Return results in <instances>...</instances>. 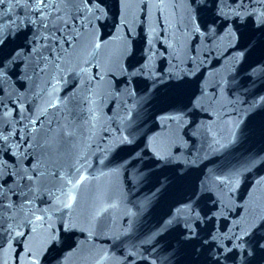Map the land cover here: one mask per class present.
<instances>
[{
  "label": "snow or ice",
  "instance_id": "snow-or-ice-1",
  "mask_svg": "<svg viewBox=\"0 0 264 264\" xmlns=\"http://www.w3.org/2000/svg\"><path fill=\"white\" fill-rule=\"evenodd\" d=\"M260 169L264 0H0V264H264Z\"/></svg>",
  "mask_w": 264,
  "mask_h": 264
},
{
  "label": "water",
  "instance_id": "water-1",
  "mask_svg": "<svg viewBox=\"0 0 264 264\" xmlns=\"http://www.w3.org/2000/svg\"><path fill=\"white\" fill-rule=\"evenodd\" d=\"M10 15H13V18H15L14 10L12 13H10ZM105 31H107V29H105ZM105 126H106V119L103 117L102 114L101 120L97 122L96 127L94 129L95 135H94V143H92L93 149H95L97 144H99L101 148L104 147V143L102 142V137H103V127ZM261 146H262L261 143L259 142V140H257L254 147L259 149ZM258 171L260 175H264V169H260ZM112 182H113L112 178L109 176H98L97 179L92 181V184L99 186L100 188L103 189V188H107ZM85 183H87V181ZM254 183H255V174L248 175L247 178L243 180V182L238 188V191L234 193V196H238L242 198L240 200V203H243V200L248 198V193L253 190L252 185ZM256 197L258 200H264V187H260L256 190ZM123 210H124V205H121L119 209L113 210L112 214L120 215L122 214ZM111 243H112L111 239L106 236H99L96 239L97 246L107 248L110 246ZM74 264H88V262L86 259H77L74 262Z\"/></svg>",
  "mask_w": 264,
  "mask_h": 264
}]
</instances>
